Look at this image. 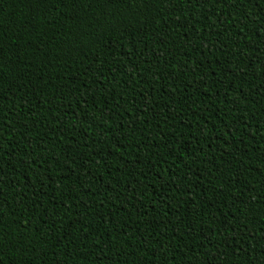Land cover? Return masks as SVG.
Listing matches in <instances>:
<instances>
[{
    "label": "trees",
    "instance_id": "1",
    "mask_svg": "<svg viewBox=\"0 0 264 264\" xmlns=\"http://www.w3.org/2000/svg\"><path fill=\"white\" fill-rule=\"evenodd\" d=\"M0 264H264V0H0Z\"/></svg>",
    "mask_w": 264,
    "mask_h": 264
}]
</instances>
